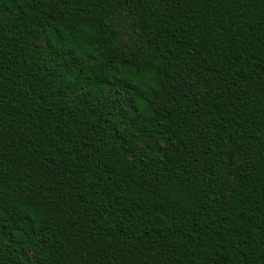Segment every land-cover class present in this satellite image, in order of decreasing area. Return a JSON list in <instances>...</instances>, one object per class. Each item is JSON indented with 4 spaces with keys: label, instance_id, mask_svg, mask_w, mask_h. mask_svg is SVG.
Returning a JSON list of instances; mask_svg holds the SVG:
<instances>
[{
    "label": "trees",
    "instance_id": "16d2710c",
    "mask_svg": "<svg viewBox=\"0 0 264 264\" xmlns=\"http://www.w3.org/2000/svg\"><path fill=\"white\" fill-rule=\"evenodd\" d=\"M0 264H264V0H0Z\"/></svg>",
    "mask_w": 264,
    "mask_h": 264
}]
</instances>
